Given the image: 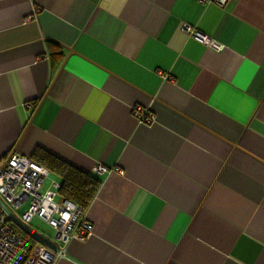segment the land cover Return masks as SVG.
Listing matches in <instances>:
<instances>
[{
	"label": "crops",
	"instance_id": "obj_1",
	"mask_svg": "<svg viewBox=\"0 0 264 264\" xmlns=\"http://www.w3.org/2000/svg\"><path fill=\"white\" fill-rule=\"evenodd\" d=\"M38 151L101 182L55 264H264V0H0V164Z\"/></svg>",
	"mask_w": 264,
	"mask_h": 264
},
{
	"label": "built area",
	"instance_id": "obj_2",
	"mask_svg": "<svg viewBox=\"0 0 264 264\" xmlns=\"http://www.w3.org/2000/svg\"><path fill=\"white\" fill-rule=\"evenodd\" d=\"M214 1L220 7L229 2ZM191 33L207 46H216L213 39ZM132 111L142 123L154 121L139 106ZM4 163L0 168V264H55L65 255V249L55 248L34 233L30 225L36 218L55 230L58 244L67 245L73 239L85 242L91 236L93 225L86 210L60 196L61 182L48 181L49 169L19 154L10 155ZM95 171L103 173L106 168L100 166Z\"/></svg>",
	"mask_w": 264,
	"mask_h": 264
},
{
	"label": "trees",
	"instance_id": "obj_3",
	"mask_svg": "<svg viewBox=\"0 0 264 264\" xmlns=\"http://www.w3.org/2000/svg\"><path fill=\"white\" fill-rule=\"evenodd\" d=\"M33 159L49 169L60 179V196L88 209L101 185V182L73 167L66 161L47 152L38 151Z\"/></svg>",
	"mask_w": 264,
	"mask_h": 264
},
{
	"label": "rangeland",
	"instance_id": "obj_4",
	"mask_svg": "<svg viewBox=\"0 0 264 264\" xmlns=\"http://www.w3.org/2000/svg\"><path fill=\"white\" fill-rule=\"evenodd\" d=\"M49 180H58L57 175L51 173ZM31 228L35 231H38L41 234H44L46 237L55 238L56 232L51 227H49L45 222L36 218L31 222Z\"/></svg>",
	"mask_w": 264,
	"mask_h": 264
},
{
	"label": "water",
	"instance_id": "obj_5",
	"mask_svg": "<svg viewBox=\"0 0 264 264\" xmlns=\"http://www.w3.org/2000/svg\"><path fill=\"white\" fill-rule=\"evenodd\" d=\"M71 51V50H70ZM5 166V163L3 165L0 166L1 169H3ZM34 233L40 238L42 239L43 241H45L46 243L52 245V246H57L58 245V242L57 241H53L51 238L49 237H46L44 234H41L37 231H34Z\"/></svg>",
	"mask_w": 264,
	"mask_h": 264
}]
</instances>
